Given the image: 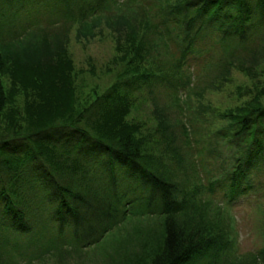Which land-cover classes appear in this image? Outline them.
<instances>
[{
  "label": "trees",
  "instance_id": "16d2710c",
  "mask_svg": "<svg viewBox=\"0 0 264 264\" xmlns=\"http://www.w3.org/2000/svg\"><path fill=\"white\" fill-rule=\"evenodd\" d=\"M56 1L64 9L59 13L65 20L77 22L78 32L83 33L77 35L85 38L94 26L89 22L102 10L109 12L111 5L122 4V12L108 26L115 33V61L133 64L124 75H133L149 93L156 84L161 87L168 82L174 88L175 102L179 86L185 88L177 82L175 69L193 54L197 60L206 54L201 48L205 41L201 32L214 28L222 33L221 39L242 41L256 24L264 27V0H159L160 20L152 24L148 17L152 4L148 10H140L142 13L127 15L123 11L130 0ZM10 14L12 19L17 15ZM29 23L32 21L26 20L25 24ZM177 27L182 28L178 32L182 34L172 31ZM150 29L159 33L163 48L173 50L177 58L170 60L172 75L164 69L168 60L149 58L146 34ZM3 30L0 22V73H8L12 88L5 93L0 80V124L17 84L35 97L26 100L24 118L11 113L4 118L5 130L0 131V248L9 245L17 256L26 258L19 237L34 236L39 225L42 231L50 230L49 237L33 256L29 251L33 257L29 261L63 260L71 251L99 243L131 216H156L157 233L149 230L135 238L140 254L126 256L119 264H264V245L238 254L230 238L231 222L227 219L223 227L220 217L202 214L219 208V202L231 208L247 193L258 197L255 177L257 168L264 166V104L257 96L213 112L226 124L215 132L228 141L235 138L239 151L231 166L202 184L204 189L197 182L184 186L167 170L166 161L145 151V137L137 135L140 124L126 120L138 100L136 94L120 92L112 85L79 111L66 34L64 40L57 34L49 40L41 36L42 41L32 40L17 50L15 44L23 41L19 34L4 41ZM236 67L248 75L253 72L244 65ZM154 113L157 142L180 168L182 147L177 146L173 125L161 107L155 106ZM181 129L190 137L188 126L183 124ZM197 167L198 172L204 166L199 161ZM1 255L0 251L3 264Z\"/></svg>",
  "mask_w": 264,
  "mask_h": 264
},
{
  "label": "rangeland",
  "instance_id": "374dc122",
  "mask_svg": "<svg viewBox=\"0 0 264 264\" xmlns=\"http://www.w3.org/2000/svg\"><path fill=\"white\" fill-rule=\"evenodd\" d=\"M118 1L125 3L128 0ZM56 2V0H0V22L5 32L2 33V39L10 41L12 35L19 34L18 37L23 41L21 44H15L14 49H17L32 40L42 41L41 36H46L49 40L52 34H57L60 40H64L66 34L67 53L73 67L71 75L75 89L76 109L82 110L94 100L97 94L112 85H116L120 92L136 94L138 100L126 116V120L140 124L137 135L145 137V151L166 161L167 170L174 172L176 182L179 181L184 186L197 182V184L201 183L200 189H204L202 184L205 185L208 180L219 175L223 168L229 167L228 165L234 161L239 151V142H236L235 138L230 141L226 138L222 139L215 132L226 124L224 120L215 118L216 115H213V112H222L245 104L254 96L258 97L261 104H264V27L260 23L253 26L242 41L232 38L221 39L219 34L222 33L214 28L201 32L205 34V41L201 48H204L206 54L200 56L199 60L195 59L193 54L190 59L185 60V63H188L187 66L180 65L179 71L175 69L177 82L185 86V88L179 86L177 89L179 98L175 102L174 88L172 89L168 82H164L161 87L156 84L153 93H149V88L138 85L133 75H124L133 64L115 61L118 54L115 33L108 26L113 24L118 13L122 12L124 8L122 4L111 5L109 12L102 10L97 18L89 22V25L91 23L94 26L86 33L85 38V36L77 35L83 34L78 32L77 22L65 20V17L59 13L64 9ZM148 4H152L153 7L151 15L148 16L150 24L159 21V0H130L127 4L128 8L123 13L127 15L142 13L140 10H148ZM70 5L74 6L73 3ZM11 12H16L17 18L12 19ZM26 20L32 23L26 25ZM181 30L182 28L177 27L172 31L175 34H182L178 33ZM150 33L146 34L148 46L146 50L150 55L149 58L153 61L168 60L169 64L164 69L167 70L168 76L169 73L172 75L170 60L177 59L173 50L171 52L163 48L157 31L150 29ZM33 34L40 36L37 38ZM49 42L52 46L54 45L52 41ZM177 55H180V52H177ZM130 56L131 53L127 59ZM148 65L150 66L149 63ZM237 65L250 67L253 70L252 74H246L236 67ZM0 80L5 93L9 94L12 82L6 71L0 73ZM18 85H16L12 102H8L3 109L0 131L5 130L4 118L11 113H14L18 119L24 118L26 100L35 97L31 90L26 91ZM155 106L165 111L166 118H169V123L173 125L171 131L178 136L177 146L182 147L183 155L180 168L171 159V154L158 143ZM183 124L189 127L190 137L182 133ZM198 131L202 134H198ZM199 161L204 167L197 172ZM192 165L196 167L194 172ZM257 170L255 182L259 185L255 187L258 197L254 193H247L231 208L219 202L217 204L219 208L212 207L205 214L202 212L204 216L207 214L216 216L215 218L220 217L223 227H226L227 219L231 222L233 228L230 229V238L234 241L238 254L255 251L264 245V166H259ZM218 195L221 196V193ZM226 208L230 209L226 210ZM158 222L156 216H131L106 234L99 243L83 247L79 252L70 250L68 254L70 256L64 257L63 260L53 257L47 261L30 262L34 253L38 252L41 246L44 247L43 241L49 237L48 232H50L46 228L42 231V227L37 225L39 230L37 231L36 226L34 231L38 233L34 236L31 234L30 238L19 237V245L26 248L24 251L26 258L17 256V251H13L11 246L6 245L0 248L2 261L3 264H119V261L126 256L140 254L141 247L138 246L135 238L149 230L156 231ZM42 232L45 234L42 235ZM29 251L32 252V256Z\"/></svg>",
  "mask_w": 264,
  "mask_h": 264
}]
</instances>
